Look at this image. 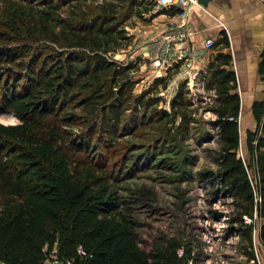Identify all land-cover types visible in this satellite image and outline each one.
Masks as SVG:
<instances>
[{"label":"trees","instance_id":"trees-1","mask_svg":"<svg viewBox=\"0 0 264 264\" xmlns=\"http://www.w3.org/2000/svg\"><path fill=\"white\" fill-rule=\"evenodd\" d=\"M23 1L20 6L9 2L13 8L11 19L0 21L9 29H0V113L11 111L17 118L16 123L0 122V264H42L53 246L61 258L72 259L75 264H189L194 259L191 246L184 244L183 250L182 242L175 238L163 236L147 251L139 246L132 221L120 209L109 177L93 165L101 163L104 156L92 142L93 135L71 137L65 144L54 120L65 109L75 87L88 90L82 98L88 104L99 102L94 99L112 101L102 128L107 133L105 141L110 143L109 135L117 133V109L124 97L102 94L106 81L99 79L105 76L114 86L133 70V65H117L99 53L83 56L85 48L81 53L66 49L44 55L36 47L17 44L20 37L12 36L20 35L21 27L27 28L29 41L36 40L35 29L49 31V15L60 4L58 0ZM165 10L171 15L177 11L162 8L154 14ZM66 21L60 33L67 46L79 44L89 51L98 47L107 51L103 18L97 22L83 19L76 25ZM220 35L222 47H227L226 33L221 30ZM214 61L222 63L208 67L204 87L216 91L211 110L216 116L213 125L218 129L219 146L214 155L216 172L205 174L208 181L232 198L236 211L230 221L237 223L236 229L242 231L251 247L246 251L249 258H254V225L246 223L243 216L260 219L258 239L264 258V98L251 103L255 127L244 132V158L238 154L241 98L236 75L230 68L231 55L219 51ZM258 69L264 72V60ZM161 81L157 78L154 83ZM123 86L124 82L117 84L118 89ZM182 93L179 90L172 98V108L176 103L186 106ZM151 102V98L135 99L137 108ZM161 114L167 115L163 110ZM77 153L93 163H83L74 156Z\"/></svg>","mask_w":264,"mask_h":264},{"label":"rangeland","instance_id":"rangeland-1","mask_svg":"<svg viewBox=\"0 0 264 264\" xmlns=\"http://www.w3.org/2000/svg\"><path fill=\"white\" fill-rule=\"evenodd\" d=\"M59 1L58 9L49 15V31L38 32L39 29H35L36 40L29 41L30 38H26L27 28L21 27L20 35L12 38H23L24 41H18L19 38L17 44L36 47L44 55L53 54L55 50L61 53L66 49L81 53L85 48L83 56L99 53L117 65H133V70L118 80L117 84L124 82L120 89L117 84L113 86L105 76L99 79L106 81L102 94L106 93L109 97L121 94L124 97L117 109L120 117L118 123L116 121L117 133L109 135L110 143L105 141L107 133L102 128L112 101L105 102L102 98L94 99L99 100L98 103L88 104V100L82 99L88 94V90L75 87L74 94L67 98L65 109L59 111L54 120L65 144L69 143L71 137L78 139L93 135L92 142L104 153L102 162L93 163L89 157L80 153L73 155L82 159L85 164L91 161L98 172L109 177L120 209L132 221L131 227L139 246L147 251L154 241L164 236L181 241L183 250L184 244L191 246L194 256L191 264H257L246 253L251 247L242 231L236 229L237 223L230 221L236 211L232 198L219 185L208 181L205 174L209 170L216 172L214 155L219 146L218 129L213 125L216 116L211 110L216 91L204 87L209 75L203 78V88L198 79L192 76L178 83L177 74L183 63L180 67L172 66L164 72L161 69L162 74L166 75L161 77L159 84L154 83L157 78L153 73L151 64L154 65V59L151 57L162 48L160 37L166 23V17L162 15L154 19V0ZM9 2L17 6L24 3L23 0H0V21L11 19L13 8ZM166 11L169 12H163L167 13ZM102 18L106 21L103 35L107 40V51H103L101 47L89 51L79 44L67 46L61 38L60 32L66 27L63 23L66 24L68 19L76 25L83 19H94L97 22ZM223 19L217 23L222 29L215 34L212 49L216 51L223 48L219 38L220 31H224L228 46L233 47L226 51L231 55L230 68L233 59V66L238 68L234 72L237 76L236 90L241 98L238 115L241 146L238 154L245 158L244 132L246 129H254L255 122L251 112L252 98L243 92L247 89L246 84L252 82L254 70H250V62L244 65L245 58L240 61L242 56H238L233 46L238 41H244L243 22L225 23ZM0 29L4 32L9 30L1 24ZM55 37H58L57 41L54 40ZM10 42L5 43H15ZM217 52L208 55L205 68L207 74L210 73L209 66L213 64L218 67L222 63L212 62ZM263 53L264 47L259 63L264 60ZM257 76L256 82L264 84V72H257ZM166 82L169 85L165 87ZM179 90L183 92L186 106L176 103L172 108V98L177 96ZM137 97L151 98L152 102L149 106L137 108ZM162 110L166 112V116L161 114ZM52 117L48 116V119ZM0 122L16 123L17 118L11 111L2 110ZM109 123L114 122L112 120ZM105 145L107 146L104 147ZM249 172L252 177V169ZM255 218L252 243L254 240L257 242L260 221Z\"/></svg>","mask_w":264,"mask_h":264},{"label":"crops","instance_id":"crops-1","mask_svg":"<svg viewBox=\"0 0 264 264\" xmlns=\"http://www.w3.org/2000/svg\"><path fill=\"white\" fill-rule=\"evenodd\" d=\"M160 15L166 17V23L164 26H166L171 19H177L175 15L165 12L154 14V19L158 18ZM221 19H223L225 23L238 21L243 22V29L245 31V35H243L244 41H238L233 46L236 49V53L239 54L238 56H242L240 61L245 58L244 65L247 64L246 62H250V70H254V74L251 76L252 82L246 84L247 89H245L243 93L247 94V96H251L252 99L251 101L249 100L250 104L254 100L263 99L264 84H258V82H256V78L258 77L257 72H259L258 60L260 59V55L262 54V49L264 47V4L258 0H212L208 2L206 7L199 4L193 5L188 18L189 26L194 31L191 37V43L194 46H199L202 40L207 36H211L215 39V34L218 33L219 29H222L217 25L218 21ZM163 30L164 29H162V31ZM229 48L233 49L232 46H227L216 51L226 52ZM216 51H214V49L208 50L206 53V59L208 60V55H210L211 52ZM233 63L232 69L234 72H237V66H233ZM181 65V62L179 61L174 66L180 67ZM206 75L208 74L206 73ZM255 244L257 245V254L260 256L262 263L264 264V258L262 256V243L260 241H255Z\"/></svg>","mask_w":264,"mask_h":264},{"label":"built area","instance_id":"built-area-1","mask_svg":"<svg viewBox=\"0 0 264 264\" xmlns=\"http://www.w3.org/2000/svg\"><path fill=\"white\" fill-rule=\"evenodd\" d=\"M258 1L264 4V0ZM197 4V0H154V8L152 12H156L161 8L170 7L176 8L177 10L174 14L177 19H171L161 33L160 40L162 42V48L155 52L151 57L154 59V65L159 66L157 68L151 64L154 68L153 73L155 78L164 77L166 74H162L161 69L164 72L180 61L181 64L184 63V65L177 74L179 79L178 83L184 80L186 77L192 76V78L198 79L200 82L199 85H201V88H203V78L206 76L205 68H207L206 53L208 50L213 48L215 39L211 36H207L202 40L199 46H194L191 43V37L194 31L189 26L188 18L191 7ZM167 82L165 87L169 85ZM255 217L256 216H254V218H249L243 216V219L246 223H254L256 220ZM254 231L255 230L253 228L252 235ZM256 238L257 241H259L258 235ZM253 250V262H256L257 264H263L260 256L257 254L258 251L255 240L253 241ZM179 253L181 254V251ZM42 264H75V262L72 259L61 258L57 254L56 247L53 246Z\"/></svg>","mask_w":264,"mask_h":264},{"label":"water","instance_id":"water-1","mask_svg":"<svg viewBox=\"0 0 264 264\" xmlns=\"http://www.w3.org/2000/svg\"><path fill=\"white\" fill-rule=\"evenodd\" d=\"M210 1L212 0H197L198 4L202 5L203 7H206Z\"/></svg>","mask_w":264,"mask_h":264}]
</instances>
